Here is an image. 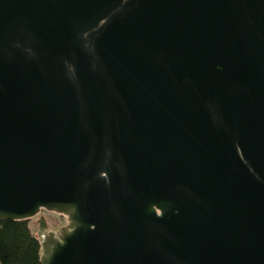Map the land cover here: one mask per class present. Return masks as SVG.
<instances>
[{
    "label": "water",
    "instance_id": "obj_1",
    "mask_svg": "<svg viewBox=\"0 0 264 264\" xmlns=\"http://www.w3.org/2000/svg\"><path fill=\"white\" fill-rule=\"evenodd\" d=\"M42 264H264V0H0V221Z\"/></svg>",
    "mask_w": 264,
    "mask_h": 264
},
{
    "label": "trees",
    "instance_id": "obj_2",
    "mask_svg": "<svg viewBox=\"0 0 264 264\" xmlns=\"http://www.w3.org/2000/svg\"><path fill=\"white\" fill-rule=\"evenodd\" d=\"M41 255L29 221H0V264H42Z\"/></svg>",
    "mask_w": 264,
    "mask_h": 264
},
{
    "label": "rangeland",
    "instance_id": "obj_3",
    "mask_svg": "<svg viewBox=\"0 0 264 264\" xmlns=\"http://www.w3.org/2000/svg\"><path fill=\"white\" fill-rule=\"evenodd\" d=\"M43 216V218L47 221L48 223V230L52 232H58V230L67 225L68 219L64 215H59L56 213H51L47 211H42L41 214L31 220H29V225L33 231V233L38 237V222Z\"/></svg>",
    "mask_w": 264,
    "mask_h": 264
}]
</instances>
